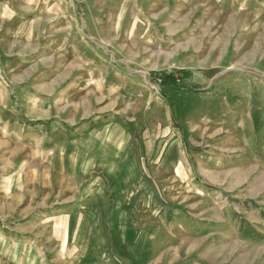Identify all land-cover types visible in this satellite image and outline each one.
Returning a JSON list of instances; mask_svg holds the SVG:
<instances>
[{"label":"rangeland","instance_id":"374dc122","mask_svg":"<svg viewBox=\"0 0 264 264\" xmlns=\"http://www.w3.org/2000/svg\"><path fill=\"white\" fill-rule=\"evenodd\" d=\"M32 99L71 156L0 130V264H264V0H0V127Z\"/></svg>","mask_w":264,"mask_h":264},{"label":"crops","instance_id":"0c3cea01","mask_svg":"<svg viewBox=\"0 0 264 264\" xmlns=\"http://www.w3.org/2000/svg\"><path fill=\"white\" fill-rule=\"evenodd\" d=\"M28 89L31 90L30 91L31 93H35V89L33 88H28ZM13 92H14L13 89H8L7 94H11ZM37 100L41 101V99H37ZM27 104H28V110H27L28 120L25 122V124L20 125L18 120L16 122L14 121L6 122L8 124H4L2 122L3 128L0 127L1 132H3L4 135L2 139V147L7 152L6 154H4V156L15 157V158H19V157L46 158V151H49V154L50 155L52 154L54 159L57 158L65 159L67 157H70L71 155L69 153V150L65 149L64 144H59L61 140L59 138V133L65 132L63 128L67 129L65 127V124L59 119L54 120L53 121L54 125H51L49 129H46V113L47 114L49 113V111L46 110V107L42 106L41 108H34L37 106L34 103V99H32V101H30V103ZM0 113L2 116H4V118L8 117V113L6 111H1ZM58 122L61 123L57 124ZM75 126H79V125L76 124ZM7 127L10 128V131H8ZM8 134L11 135L9 138H8ZM16 134H20L22 135V137L20 138ZM46 137L49 138L47 139V141H46ZM54 142L58 144L54 148L47 149V147ZM19 152H24V154H19ZM91 153H93V151H91ZM75 156L79 157V155L76 153ZM80 157L82 158L83 155H80ZM85 157H87V155H85ZM80 170H81L80 172L86 173L85 170L83 169ZM82 170L85 172H83ZM3 172L7 173L8 170L5 171L0 170V173L4 174ZM16 172L17 170L14 169L13 171H11L10 175L12 181L19 182L20 180L18 181ZM87 255H89V253H87Z\"/></svg>","mask_w":264,"mask_h":264}]
</instances>
